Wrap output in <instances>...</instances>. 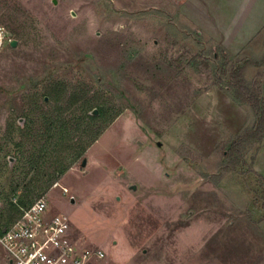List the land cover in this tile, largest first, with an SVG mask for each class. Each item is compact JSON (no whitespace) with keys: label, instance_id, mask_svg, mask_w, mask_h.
Instances as JSON below:
<instances>
[{"label":"rangeland","instance_id":"374dc122","mask_svg":"<svg viewBox=\"0 0 264 264\" xmlns=\"http://www.w3.org/2000/svg\"><path fill=\"white\" fill-rule=\"evenodd\" d=\"M0 21L17 41L0 55L2 208L45 172L51 214L110 264H264V137L227 158L254 122L233 69L264 98V0H0Z\"/></svg>","mask_w":264,"mask_h":264},{"label":"built area","instance_id":"2783aa9c","mask_svg":"<svg viewBox=\"0 0 264 264\" xmlns=\"http://www.w3.org/2000/svg\"><path fill=\"white\" fill-rule=\"evenodd\" d=\"M12 40L0 21V55ZM1 209L0 201V213ZM0 231V247L7 264H110L103 249L73 239L69 217L63 213L51 214L44 197L22 210L12 224L0 226Z\"/></svg>","mask_w":264,"mask_h":264},{"label":"trees","instance_id":"16d2710c","mask_svg":"<svg viewBox=\"0 0 264 264\" xmlns=\"http://www.w3.org/2000/svg\"><path fill=\"white\" fill-rule=\"evenodd\" d=\"M241 71L242 67H236L233 69L231 76H230V87L234 90V96L235 99L242 103L246 104L250 107L253 116H254V122L252 127L246 131L242 136L238 137L235 141H233L228 149L227 152V158L234 161H240L242 159V152L241 147L245 144H255L262 141L264 137V98L262 97V94L260 90L258 89H251L248 87L244 81L241 78ZM36 154V157H31V166L36 164L37 159L44 160L46 159V154L44 155V147L37 149H34ZM43 154L44 156H41ZM62 169L56 170L55 176L57 177L59 174H61ZM36 175H40V178L42 180V186H44L43 192L40 194H36L34 199L29 200V189L27 187L25 193V203L16 204L12 203L11 201L5 200V205L1 209L0 213V225L3 222L2 226H8L15 222L22 214V210L28 208L30 205H32L36 200L44 197L46 194L48 188L50 187L51 178L45 173L42 172V174L37 171ZM40 184V185H41ZM31 185V184H30ZM1 233V231H0Z\"/></svg>","mask_w":264,"mask_h":264},{"label":"water","instance_id":"95a60500","mask_svg":"<svg viewBox=\"0 0 264 264\" xmlns=\"http://www.w3.org/2000/svg\"><path fill=\"white\" fill-rule=\"evenodd\" d=\"M53 3L56 4V1H53ZM16 45H17V41L12 40L11 43H10V48H11V49H12V48H15ZM81 165H82V167L85 166V160L82 161V164H81ZM132 189L135 190V187L133 186ZM4 231H5V230L3 229V232H4Z\"/></svg>","mask_w":264,"mask_h":264},{"label":"crops","instance_id":"0c3cea01","mask_svg":"<svg viewBox=\"0 0 264 264\" xmlns=\"http://www.w3.org/2000/svg\"><path fill=\"white\" fill-rule=\"evenodd\" d=\"M263 23H264V22H263ZM263 25H264V24H262V25L260 26V28H261ZM260 28H259V29H260Z\"/></svg>","mask_w":264,"mask_h":264}]
</instances>
